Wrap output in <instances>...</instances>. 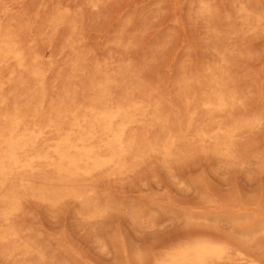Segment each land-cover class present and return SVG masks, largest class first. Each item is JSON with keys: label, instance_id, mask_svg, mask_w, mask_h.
I'll return each instance as SVG.
<instances>
[{"label": "rangeland", "instance_id": "obj_1", "mask_svg": "<svg viewBox=\"0 0 264 264\" xmlns=\"http://www.w3.org/2000/svg\"><path fill=\"white\" fill-rule=\"evenodd\" d=\"M0 29L26 62L0 67V115L62 132L90 108L140 103L146 116L131 130V169L78 184L88 205L59 198L45 169L32 190L9 186L16 210L0 232L15 237L0 241V264H158L213 238L264 264V235L241 239L264 225V0H0ZM217 89L231 103L208 117L202 103ZM217 128L232 130L227 152ZM235 258L224 264H245Z\"/></svg>", "mask_w": 264, "mask_h": 264}, {"label": "bare ground", "instance_id": "obj_2", "mask_svg": "<svg viewBox=\"0 0 264 264\" xmlns=\"http://www.w3.org/2000/svg\"><path fill=\"white\" fill-rule=\"evenodd\" d=\"M10 39L2 37L0 34V67L3 68L2 66L7 64L12 67L10 63H15L17 67L24 68L26 62H23V54L21 55L18 51L16 44L12 42L13 39ZM18 47L20 48V46ZM33 75L34 77L38 76L36 72H33ZM99 89L103 94H106L108 90L106 85L99 86ZM230 101V96H226L217 89L205 99L202 106L206 111V115L211 117V114L215 111L218 113L225 111ZM0 104L4 105V100H0ZM87 112L89 114L80 118L73 115V122L66 132H62L58 128L59 124L53 120H49L48 125L43 128L24 129L20 117L7 114L0 115V119L8 124L0 133V204L3 207L0 212V222H7L16 210L17 194L13 190H7L9 186L15 184L19 189L30 190L33 188V183L36 184V182H31L30 177L34 178L33 176L41 170L45 169L54 174V178H47L46 180L60 186L59 198L72 197L88 205L87 193L82 191L78 185L80 181L87 179L93 173L111 171L112 174H121L131 169L127 159L137 156L135 154L137 152L135 136L131 133V130L136 125L141 124L144 117H146L141 104L132 103L128 107L114 104L108 108H90ZM194 116L195 113L191 115L189 122L193 120ZM153 120L158 121L159 118L155 116ZM231 134L232 130L230 129L223 131L221 128H217L215 130L214 137L222 139L220 145L226 152L229 149L227 143L231 138ZM202 135L203 138L206 136ZM175 142L176 138L168 135L161 147V152L158 151V153L163 157L171 156L170 149ZM42 144H44V149L36 150L37 146ZM150 151L157 152L153 145H150ZM36 193L34 194L44 202L49 204L57 202L53 192H48L47 189H40ZM261 221L259 220V222ZM254 222L253 224L256 226L257 224ZM253 224L249 231L241 234L242 240L252 242L256 234L261 233L264 235V225L260 224L254 227ZM13 237H15L13 231L0 232V241ZM213 239L215 240L194 239V241L168 253L158 264H224L226 261L232 260L230 259L232 256H236L238 258H235L236 260H240L245 264L255 263L248 259V255L246 256L239 249V246H237L239 248H236L233 244L234 248L231 246L232 243L230 245L226 241ZM232 240L237 239L233 238Z\"/></svg>", "mask_w": 264, "mask_h": 264}]
</instances>
